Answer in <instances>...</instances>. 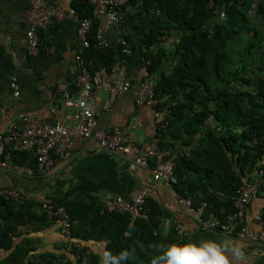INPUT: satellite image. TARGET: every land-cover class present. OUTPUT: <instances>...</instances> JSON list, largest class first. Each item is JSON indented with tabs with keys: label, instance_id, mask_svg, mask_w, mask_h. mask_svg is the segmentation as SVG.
I'll use <instances>...</instances> for the list:
<instances>
[{
	"label": "trees",
	"instance_id": "16d2710c",
	"mask_svg": "<svg viewBox=\"0 0 264 264\" xmlns=\"http://www.w3.org/2000/svg\"><path fill=\"white\" fill-rule=\"evenodd\" d=\"M71 8L91 22L90 46L82 54L86 68L91 73L109 68L115 52L97 45L95 7L78 0ZM122 13V29L141 30L142 22H148L141 46L148 79L156 82L154 108L160 115L170 111L158 125L160 146L178 142L189 153L175 161L176 194L190 198L195 209L206 203L224 218L233 211L231 198L245 175L256 178L262 171L257 195H264V0H129ZM34 205L0 197V248L13 246L16 226L27 223L20 211ZM65 207L80 225H73L75 239H103L113 255L128 251L124 264H150L152 244L185 242L177 240L175 231L165 239L155 232L150 201L145 217L135 219L94 206L93 215L111 230L99 234H88L87 225L97 220L85 207ZM40 217L45 219L43 213ZM62 257L40 264H62ZM78 264H100V259L90 253L87 262Z\"/></svg>",
	"mask_w": 264,
	"mask_h": 264
},
{
	"label": "crops",
	"instance_id": "0c3cea01",
	"mask_svg": "<svg viewBox=\"0 0 264 264\" xmlns=\"http://www.w3.org/2000/svg\"><path fill=\"white\" fill-rule=\"evenodd\" d=\"M76 1L78 0H45L49 5L56 4L63 9L71 8ZM30 5V0H0V133L12 129L23 116L69 126L78 119V111L64 104L66 94L71 99H77L82 90L77 83L75 63L80 45L77 25L66 21L36 29L38 47L34 53H29L25 37L29 29L27 15ZM94 14L100 22L98 27L106 22L105 14L97 7ZM142 24L141 30L126 26L123 29L109 27L104 32L105 46L101 48H111L115 52V62L109 68H101L96 72L105 83H127V90L114 99L103 88L91 93V101L98 111V128H119L132 137L130 152L111 154L102 150L94 140L77 141L73 150L56 161L43 177L0 171V189H17L26 196V199L17 202L25 200L35 204L34 207L20 211L27 223L17 226L26 230L16 232L17 238L9 250L0 248V264H40L46 259L65 255L64 238L59 227L46 217H40L42 211L39 207L42 203L50 202L64 207L72 204L74 209L85 207L93 215V207L102 209V199L106 196L127 204L139 194L146 195L147 203L150 201L153 205L152 213L157 224L153 229L162 239L173 231L176 232L175 224L179 223L183 233L181 237L185 242H199L203 239L219 241L223 238L240 241L245 246L248 264H264V249L259 244L242 235L201 229L195 213L178 205V195L173 188L156 182L151 172L137 163V159L150 149L153 140L157 138L158 125L163 116L154 107L136 104L135 95L139 84L148 79L141 46L148 22L144 20ZM12 81L18 87L17 97L13 95ZM165 148L174 152L182 149L178 142L175 147ZM11 161L34 166L30 153L22 151L18 145H15ZM146 211L143 209V217ZM259 214L264 217L263 193L253 198L245 213V226L253 233H258L261 229L256 221ZM14 216L17 217L13 213L11 218L14 219ZM93 216L96 223L80 228L81 232L85 227L88 234L93 230L97 234L102 229L111 231L107 229L108 226L102 225L104 221L95 214ZM94 217L91 216L90 219ZM129 217L135 219L138 216ZM86 220L82 224L86 225L89 217ZM71 224L72 228L73 225L80 226L72 218ZM176 237L177 240L181 239L179 235ZM73 239L84 247L88 255L93 253L99 259L107 250V242L103 239H91L82 243L74 237ZM14 249L17 252L11 258ZM69 263L78 264V260L69 255Z\"/></svg>",
	"mask_w": 264,
	"mask_h": 264
},
{
	"label": "built area",
	"instance_id": "2783aa9c",
	"mask_svg": "<svg viewBox=\"0 0 264 264\" xmlns=\"http://www.w3.org/2000/svg\"><path fill=\"white\" fill-rule=\"evenodd\" d=\"M89 2L106 16V22L97 27L95 36L98 47H104V32L109 27L121 29L123 23L122 8L129 0H89ZM30 3L27 15L29 29L25 37L29 53H34L38 47L36 29L66 21L74 22L77 25L80 45L75 56V63L78 73L77 83L82 87V90L77 99H71L66 94L64 104L78 111V119L73 125L69 126L62 123H50L30 116L21 117L16 126L5 133H0V171H12L18 175L29 177H43L47 175L56 161L64 158L73 150L77 141L94 140L102 150L108 153L128 154L133 145L132 137L123 133L119 128H113L112 130L98 128V111L91 101V93L94 90L103 88L114 99L116 95L127 90V83H105L98 72L91 73L86 68L82 54L90 46V20L81 18L73 8L63 9L56 4L49 5L45 0H30ZM221 17L223 18L224 14H221ZM155 84V79L152 78L139 84L135 95L138 106H155ZM11 88L13 89V95L15 97L19 96L15 81L11 82ZM169 113V110H165L163 118ZM15 145H18L22 151L30 153L31 158L34 160V166L21 165L11 161ZM188 155L186 148L174 152L160 146L157 137L153 140L150 149L137 159V163L149 170L156 182L172 187L175 181V161ZM262 176V171L258 172L256 178L245 175L244 183L231 198L233 211L224 218L210 211L206 203L196 209L193 208L190 198L178 196V205L182 209H188L195 213L201 229L227 235H242L264 249L263 215L259 214L256 217V221L261 226L258 233L249 231L244 223L245 213L253 198L257 196L259 186L262 184ZM0 197L13 201L26 199L22 192L10 188L0 189ZM146 203L147 196L139 194L134 196L127 204L119 203L110 196H106L102 199L101 205L106 211L137 217L143 212ZM40 210L51 223L59 227L64 238L65 255L62 257V264H69V255L76 260L86 261L88 253L80 243L73 239L71 218L66 208L44 202L40 205ZM175 229L177 235L181 237L183 233L179 223L175 224ZM16 230V232H24L26 229L17 226Z\"/></svg>",
	"mask_w": 264,
	"mask_h": 264
},
{
	"label": "clouds",
	"instance_id": "9594fccd",
	"mask_svg": "<svg viewBox=\"0 0 264 264\" xmlns=\"http://www.w3.org/2000/svg\"><path fill=\"white\" fill-rule=\"evenodd\" d=\"M125 235H130V232ZM150 247L154 252L150 264H248L244 244L229 238L182 244L159 243ZM128 258V251L113 255L105 250L100 257V264H124Z\"/></svg>",
	"mask_w": 264,
	"mask_h": 264
}]
</instances>
